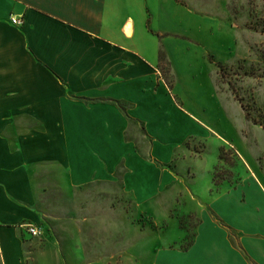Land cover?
<instances>
[{
  "label": "crops",
  "instance_id": "1",
  "mask_svg": "<svg viewBox=\"0 0 264 264\" xmlns=\"http://www.w3.org/2000/svg\"><path fill=\"white\" fill-rule=\"evenodd\" d=\"M194 6L0 0V264H264V178L252 168L219 184L212 170L204 188L188 189L197 225L187 248L155 259L63 255L62 232L80 248L100 232L112 241L115 197L178 186V141L220 142L207 122L219 98L209 56L227 43Z\"/></svg>",
  "mask_w": 264,
  "mask_h": 264
},
{
  "label": "rangeland",
  "instance_id": "2",
  "mask_svg": "<svg viewBox=\"0 0 264 264\" xmlns=\"http://www.w3.org/2000/svg\"><path fill=\"white\" fill-rule=\"evenodd\" d=\"M194 4L195 11L216 18L227 43L217 57L209 56L217 66L219 98L207 122L220 134V142L214 136L192 137L186 144L178 141L171 165L178 186L152 199L115 197L112 241L106 242L105 232H100L97 246L80 248L73 232H62L65 259H155L170 248H187L197 225L188 189L204 188L212 170L219 181L244 176L248 168L264 178V0H194ZM162 74L172 81L168 71ZM220 149L225 150L223 160Z\"/></svg>",
  "mask_w": 264,
  "mask_h": 264
},
{
  "label": "built area",
  "instance_id": "3",
  "mask_svg": "<svg viewBox=\"0 0 264 264\" xmlns=\"http://www.w3.org/2000/svg\"><path fill=\"white\" fill-rule=\"evenodd\" d=\"M11 22L16 25H22L23 21L19 17L11 18ZM27 232L29 235L36 237L41 235V230L35 226L27 225Z\"/></svg>",
  "mask_w": 264,
  "mask_h": 264
},
{
  "label": "trees",
  "instance_id": "4",
  "mask_svg": "<svg viewBox=\"0 0 264 264\" xmlns=\"http://www.w3.org/2000/svg\"><path fill=\"white\" fill-rule=\"evenodd\" d=\"M218 66H219L220 69H222V66L221 65H218ZM167 84H168L170 90H172V88H173V82L172 81H170V82L167 81ZM262 126L264 128V123H262ZM223 151H225V150L224 149H220L219 160H223V155H222L223 154ZM213 179H214L215 184H219L222 180H225V179H228V178H223L221 181H219L217 179V174L215 173ZM191 242H192V238H191L190 242L188 243V245H190Z\"/></svg>",
  "mask_w": 264,
  "mask_h": 264
}]
</instances>
